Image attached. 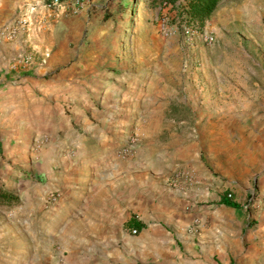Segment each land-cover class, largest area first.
I'll return each mask as SVG.
<instances>
[{"label":"rangeland","instance_id":"1","mask_svg":"<svg viewBox=\"0 0 264 264\" xmlns=\"http://www.w3.org/2000/svg\"><path fill=\"white\" fill-rule=\"evenodd\" d=\"M87 7L79 41L45 34L23 52L28 62L0 60L1 73L25 69V82L9 77L18 88L0 99V188L19 200L0 206V250L23 261L40 238L54 240L53 252L80 239L112 197L96 181L102 160L134 136L125 157L176 152L205 171V189L239 200V209L190 202L184 258L264 264V0H222L202 28L186 26L164 0ZM247 19L251 37L225 36Z\"/></svg>","mask_w":264,"mask_h":264},{"label":"crops","instance_id":"2","mask_svg":"<svg viewBox=\"0 0 264 264\" xmlns=\"http://www.w3.org/2000/svg\"><path fill=\"white\" fill-rule=\"evenodd\" d=\"M43 2L0 0V60L10 61L23 54L26 48L42 46L39 39L45 34L54 35L51 38H57L62 45L79 41L89 13L88 7L72 13L64 6L52 16L45 10ZM19 11L28 14L32 25L13 37L3 35V28ZM249 22L247 19L244 24L232 23L224 27L223 33L233 36L232 39L235 36L241 39L240 34L247 39L252 34ZM221 45L227 47L230 44L221 40ZM42 55L43 52L39 51L37 58ZM49 59L48 65L54 62ZM22 71L25 69L20 67L19 70L0 72V99L18 88H12L9 77H18L21 83L25 82ZM25 86L19 87L24 89ZM178 145L176 149L183 148L181 143ZM185 147L188 148V144ZM177 156L176 152L167 155L159 150L156 154H149L137 149L133 157L105 158L96 181L107 184L112 197L106 201L103 211L99 210L96 216L88 219L84 235L64 245L58 252L46 247L54 240L40 238L35 252L26 255L23 261L14 250H0V264H199V260L184 258V243L188 244L193 239L187 228L195 220V213L191 214L192 207L188 206L191 201L201 198L206 202L210 198L218 205L221 194L205 189L207 175L197 161L177 162ZM186 167L191 168L199 178L194 185L185 184L183 178L174 179V175ZM131 217L142 223L140 229L127 225ZM132 228L137 229L136 234L130 232ZM47 234L49 238L56 239V231H47Z\"/></svg>","mask_w":264,"mask_h":264},{"label":"built area","instance_id":"3","mask_svg":"<svg viewBox=\"0 0 264 264\" xmlns=\"http://www.w3.org/2000/svg\"><path fill=\"white\" fill-rule=\"evenodd\" d=\"M90 0H44L43 6L46 11L49 12L50 15H57L59 10L64 6L72 13H76L81 10L84 6L89 4ZM33 11V7L31 8ZM32 25V21L30 20L28 14L24 11H19L14 18L3 28L2 34L7 37H13L19 33L22 29H27ZM205 40L209 42L214 41L213 35H206ZM29 61V56H26L24 53L18 56V63H26ZM134 144V136H131V140L129 144L118 147L114 155L117 157H125L132 155L135 153V149L133 148ZM183 178L185 184L191 186L194 185L198 181V177L196 173L191 168H184L179 170L175 175L174 179ZM228 197H232L231 193L227 194ZM132 234L137 233L136 228H132L130 230Z\"/></svg>","mask_w":264,"mask_h":264},{"label":"trees","instance_id":"4","mask_svg":"<svg viewBox=\"0 0 264 264\" xmlns=\"http://www.w3.org/2000/svg\"><path fill=\"white\" fill-rule=\"evenodd\" d=\"M163 1V0H162ZM166 3L173 4L177 10V16L181 21L189 27L202 28L206 21L216 11L222 0H185L184 4L177 5V0H164ZM230 192H224L220 195L218 204H223L227 207L239 209L240 203L228 197L227 194ZM19 200L11 192L4 188H0V206H7L9 208L17 206ZM128 226H134L137 229L142 227V223L137 221L135 218H131Z\"/></svg>","mask_w":264,"mask_h":264}]
</instances>
